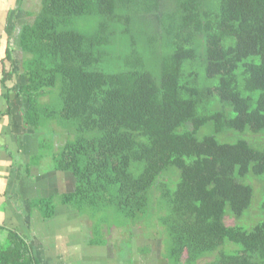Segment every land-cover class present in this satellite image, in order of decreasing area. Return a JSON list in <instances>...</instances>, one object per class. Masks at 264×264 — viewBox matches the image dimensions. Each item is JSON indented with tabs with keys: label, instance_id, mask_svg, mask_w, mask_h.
Listing matches in <instances>:
<instances>
[{
	"label": "trees",
	"instance_id": "16d2710c",
	"mask_svg": "<svg viewBox=\"0 0 264 264\" xmlns=\"http://www.w3.org/2000/svg\"><path fill=\"white\" fill-rule=\"evenodd\" d=\"M39 1L20 34L24 120L66 131L43 153L75 178L60 202L157 221L173 264H264V0ZM250 176L263 183L262 219L228 225L252 208ZM53 200H37L42 216ZM0 264L41 263L8 230Z\"/></svg>",
	"mask_w": 264,
	"mask_h": 264
},
{
	"label": "rangeland",
	"instance_id": "374dc122",
	"mask_svg": "<svg viewBox=\"0 0 264 264\" xmlns=\"http://www.w3.org/2000/svg\"><path fill=\"white\" fill-rule=\"evenodd\" d=\"M27 2L32 8L35 18L41 9V3L39 0ZM79 22L82 25V30L86 31L92 25L85 18L79 20ZM27 56L29 57L30 55L27 54ZM58 87L59 84L52 90L55 94L52 93L51 101L54 103L59 101ZM41 100L45 101L44 98ZM58 125L60 123L50 122L45 127H40L39 130L42 134L36 139H38V142L41 141V144H43L42 141L44 140V145H41L43 153H46L47 150L50 151L48 153L60 150L66 141H61L66 131L61 125V127ZM41 138L42 140H40ZM34 149L37 150L38 147ZM41 160L38 172L44 177L41 181L44 184V188L41 190L39 197L54 196L55 214L51 218H46L41 213V216L36 217L35 220L33 217L30 229L31 232L39 233V235H43L50 240L49 245L52 243L51 249L56 256L68 254L70 260H72L73 256L76 258L81 257L83 264H173L167 258L170 245L169 237L167 238V243L166 232L157 221H145L148 222L146 224L144 221L133 223V221L118 215L113 208L101 210L92 218L88 212L82 213L71 205L62 204L60 202V193L63 190L71 191L74 188L75 178L71 172L55 170L54 161L51 157L44 155ZM60 175L63 178H60ZM165 178L175 181L177 174L172 172ZM248 180L255 189L252 208L248 215L242 219H235L231 214H228L226 217L228 225H233L235 222L243 224L244 220L245 224L252 226V223L256 220L262 219L259 203L263 198V193L261 194L263 183L252 176ZM60 181L63 182L61 183ZM57 182L58 185L56 187ZM48 183L49 186L47 185ZM157 197L158 193L155 191L153 203L156 208ZM3 230L6 233L8 231V229ZM91 241L99 243L91 244ZM240 250V246H230L226 253H239ZM212 257L201 259L199 263L210 261ZM183 260L179 264H183Z\"/></svg>",
	"mask_w": 264,
	"mask_h": 264
},
{
	"label": "crops",
	"instance_id": "0c3cea01",
	"mask_svg": "<svg viewBox=\"0 0 264 264\" xmlns=\"http://www.w3.org/2000/svg\"><path fill=\"white\" fill-rule=\"evenodd\" d=\"M27 1L0 0V239L6 234L3 229L14 230L33 245L41 264H83L81 257L56 256L50 240L30 229L33 217L42 215L36 203L42 198L44 177L38 172L43 144L36 139L42 133L24 120L27 96L22 89L28 82L24 70L28 56L20 46V34L35 19Z\"/></svg>",
	"mask_w": 264,
	"mask_h": 264
}]
</instances>
